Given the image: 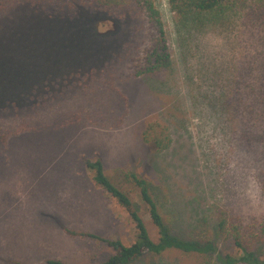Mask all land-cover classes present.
Listing matches in <instances>:
<instances>
[{"label":"rangeland","instance_id":"1","mask_svg":"<svg viewBox=\"0 0 264 264\" xmlns=\"http://www.w3.org/2000/svg\"><path fill=\"white\" fill-rule=\"evenodd\" d=\"M138 1L4 0L0 264H97L113 254L65 229L135 240L129 215L85 160L99 159L111 177L128 170L145 179L186 239H213L217 209L245 224L264 221V12L185 30L167 0H154L173 65L137 75L151 32ZM153 121L171 131L161 153L142 141ZM217 248L233 252L224 238ZM200 261L168 250L131 264Z\"/></svg>","mask_w":264,"mask_h":264},{"label":"trees","instance_id":"2","mask_svg":"<svg viewBox=\"0 0 264 264\" xmlns=\"http://www.w3.org/2000/svg\"><path fill=\"white\" fill-rule=\"evenodd\" d=\"M167 5L173 14L172 22L185 30H200L216 25L223 27L230 17L246 16L248 10L264 12V0H167ZM135 6L151 28L150 43L142 58L145 65L137 75H151L170 70L173 60L159 9L154 0H139ZM4 10V0H0V13ZM241 18L243 19L242 16ZM142 141L153 147L155 152H164L171 147V131L168 126L149 122L142 132ZM84 163L93 173L96 184L127 212L136 230L135 240L129 245H124L119 240L65 229L64 232L71 237H88L112 249L113 254L97 264H131L147 255H161L168 250L196 254L201 259V264H264V254L260 253V249L264 251V221L245 224L240 218L217 209L213 239H186L175 233L177 220L173 216L172 207L170 212L173 217L164 216L163 204L152 195L145 179L128 170H117L114 177L108 176L99 159L85 160ZM132 194L139 203L132 198ZM140 204L144 206L150 223L157 230L156 241L150 237L140 212ZM220 238L230 241L233 252H219L217 241ZM45 264L67 263L48 260Z\"/></svg>","mask_w":264,"mask_h":264}]
</instances>
